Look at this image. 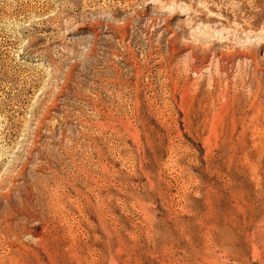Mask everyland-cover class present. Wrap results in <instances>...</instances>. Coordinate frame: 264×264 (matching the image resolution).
I'll return each instance as SVG.
<instances>
[{
  "label": "rangeland",
  "instance_id": "obj_1",
  "mask_svg": "<svg viewBox=\"0 0 264 264\" xmlns=\"http://www.w3.org/2000/svg\"><path fill=\"white\" fill-rule=\"evenodd\" d=\"M0 264H264V0H0Z\"/></svg>",
  "mask_w": 264,
  "mask_h": 264
}]
</instances>
